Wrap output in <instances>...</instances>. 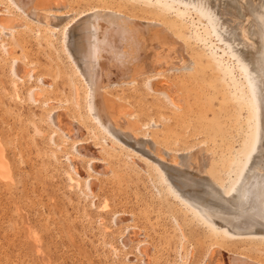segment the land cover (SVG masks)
<instances>
[{
  "label": "bare ground",
  "instance_id": "obj_1",
  "mask_svg": "<svg viewBox=\"0 0 264 264\" xmlns=\"http://www.w3.org/2000/svg\"><path fill=\"white\" fill-rule=\"evenodd\" d=\"M71 1L0 2V30L13 37L18 47L27 41L21 35L22 30L29 29L28 25L29 32L49 39L55 51H59L55 40L61 37L62 52L67 55L66 61L70 60L76 80L86 86L85 92L71 79L70 98L64 101V94L58 89L57 98L53 99L48 95L54 89L49 75L39 74L38 69L30 70L28 64L18 59L14 74L21 80L31 74L32 80L38 82L39 87H30L31 100L51 109V140L63 153L68 151V166L77 179L72 174L65 175L79 188L80 180L85 181L86 190L94 199L93 205L97 206L100 199H97L99 178L114 173L112 162L122 161L117 151L125 148L137 156L130 157V161L148 178L145 191L149 193V200L143 202L142 212L133 209L114 213L116 226L124 228V232L120 237L122 249L110 248L119 252L124 264H264V0H261L262 6L258 3L260 0H235L233 5L230 2L228 7L220 6L219 12L213 9L214 0H147L143 3L147 6L141 7L146 13L143 17L135 16L136 10H132L140 7L139 0H119L130 6L135 15L119 11L121 7L114 10L106 6L107 3L112 6L111 2L116 0H98L103 4L77 14ZM200 42L219 52L220 59L232 62L233 67L225 70V75L230 76L233 70L240 74L239 82L247 92L240 108L232 104V96H219L221 90L226 89L229 77L220 81L223 82L220 88L213 69L214 56L207 54L199 46ZM13 50L10 46L6 52L10 55ZM124 87L132 89L127 92ZM147 96L153 101L149 102ZM153 115L163 123L156 120L151 123L149 119ZM241 119L244 121L239 128L240 142H236L242 156L236 170L232 171L228 169L229 164L227 167L230 148L235 143L232 129L239 127ZM151 126L157 128L158 133L155 129L151 131ZM34 127L39 136L46 135L36 125ZM144 131L148 134L143 135ZM188 134L199 137L200 143L194 147L192 143V147L185 150L171 147L180 146L188 139ZM101 138L110 140L107 147L101 144ZM1 141L0 177L12 181L15 169L12 170L7 158L10 153L5 155L6 147ZM69 145L74 150L72 153ZM143 213L148 220L152 214L156 215L154 224L149 220L150 227L141 224Z\"/></svg>",
  "mask_w": 264,
  "mask_h": 264
},
{
  "label": "rangeland",
  "instance_id": "obj_2",
  "mask_svg": "<svg viewBox=\"0 0 264 264\" xmlns=\"http://www.w3.org/2000/svg\"><path fill=\"white\" fill-rule=\"evenodd\" d=\"M83 1L84 0H82V2H81V0H72L71 1L72 2V7L76 11L77 14H80L83 11L85 12L86 9L88 11V10L96 7L94 5L100 6V5L103 4V3L100 2L101 0L100 1L92 0L94 2L91 4L92 6L89 7L90 3L92 1L91 0H85L87 2V4L89 3L88 5L86 4V2H83ZM88 1H90V2H88ZM118 1L119 0L114 1L115 3L111 2V5L113 4L112 6H110V3H107L106 6L110 7V8L114 7L115 8V9L113 8L114 10H117V9L119 10V7H121L124 10L123 9L121 10V8H120L119 11H121V12L124 11L126 14L128 13L130 15L132 13H133L132 15H135V13H137L135 15L137 17H143V16L146 15V13L143 12L144 9L142 10V8L143 7L145 8L147 6V5L145 6L143 4L144 1H147V0H139V1H141L140 2L141 3L140 7L138 9H136L137 7H134L132 9V10H136L135 13L131 12L132 10H131V8H129L130 6H126V5L122 4V3H120V1L119 2ZM186 1L188 2L189 0H186ZM193 1H195V0H191V2H193ZM214 1L215 2H212V6H213L214 10H216V11L218 10L217 12H219L221 7L224 8V7L230 6V5H228L230 2H231L230 3L231 5L235 4L234 3L235 0H232V1L231 0H228V1L227 0H225V1L224 0L223 1L222 0H214ZM0 2H3L4 4H7L6 0H0ZM95 2H98V3H95ZM261 2L262 1L260 0L258 3H261ZM222 3H225L226 5L222 4ZM216 4L218 5V7H217ZM262 5L263 4L261 3V6ZM82 6H83V8H82ZM104 6H105V4H104ZM125 6H126V8H124ZM125 9H126L127 12L125 11ZM12 10L13 9H11V11ZM138 10L141 12V14H140V12H138ZM12 12H14V11H12ZM138 13H139L140 16H138ZM142 14H143V16H142ZM188 19L190 20V18H188ZM188 19H187V21H188ZM28 27H29L28 30L27 29L22 30L23 32H22L21 36L25 37L27 41L25 42V44H22L21 47H18L15 44V40H14L13 37L6 36V34H4L2 32V30H0V37H1L0 38V47H1V49H0V65L2 66V67L0 66V75H1L0 76V89H1L0 90V114H1L0 115V141L2 140L1 142H3L2 143L3 147H6L5 148V155H9V153H10L9 157H7V156L6 157L8 158L10 164L13 166V167H11L12 170L15 169L13 171V174L15 172V175H13V180L12 181L4 180V179H2L0 177V185L2 184L0 186V264H124L123 260H122V256L120 254H118L119 252H116V251L114 252V250H112L110 248V246H115V247H117V249H119V248L122 249L121 238H122V234H123L122 232H124L123 231L124 228L122 229V227L119 226V225L116 226L115 219L113 218L115 216L114 213L117 214V213H119L121 211H125V210H129L130 211V210H133V209H135L136 212H140V211L142 212V210L145 207L144 206L145 204L143 202H145L146 200H149V195H148L149 193L145 191V185H147V184L149 185L148 178H147V176L145 174L143 175L141 172H138V169L135 168L134 164H132V162L130 161V157H133V156L137 157V156L135 154L129 152L127 149L122 148V146H121L120 148L124 149L125 151L122 150V149H119L117 151V153H119L118 157L123 162L122 161L120 163L119 162L118 163L117 162H112L111 167H112L114 173L113 174H109L108 175L109 177L106 176V177L99 178L100 179L99 180L100 189H99V191L97 193L98 194L97 199H99V198L100 199H99V201L97 203V206L93 205L94 199H93V197L91 198L90 193L86 190L85 181L82 180L83 181L82 182L80 180V183L82 185L80 188L76 187L75 185H72L70 183V180L67 177L68 173L72 174L71 170H70V167L68 166L69 165V161H68V158H67V157H69L68 151H65V153H63L64 151L60 150V148L58 146H56L53 143V141L51 140V135L53 133V128L51 127L49 118H50V114H51L52 111H51V109H49V108H47L45 106L42 107V105H36L31 100V95H30L31 92H32L31 90L33 88L39 87L38 82L32 80V78L30 77L31 74L28 77H25L24 80H21L20 78L18 79L17 75L14 74V72H15L14 70L16 69V65H14L15 64V60L18 59V61L25 62L26 64H28L30 66V70H31V68H32V70H33V68L35 70L38 69L37 71H38L39 74L46 75V76L49 75L48 77H50L53 80V82H54V89H51L50 93L48 95H49V97H51L53 99L57 98L58 89L60 90L61 94L63 92L64 95L62 96V98H63L64 101L70 98V96H71L70 94L72 93V88H71V85H70L71 79H74L76 81V83L78 85H80L79 86L80 88L83 87L82 88L83 92L86 91V86L82 82H78L76 80V77L73 74L74 71H73V68L71 67L70 60L66 61L68 58H66L67 55L64 53V51L62 52V49H61V46H62L61 44L62 43H60L61 40H59L61 37L59 36L58 39L55 40L56 47L59 50V51H55V50H53V47L50 46L49 39L44 38L43 36L39 37L35 33L29 32V31H31V29H30L29 25H28ZM34 31H35V28H34ZM6 41L8 43H6ZM47 41H48L49 44L47 43ZM202 44L203 43L200 42L199 46L201 45L200 47L202 49L206 50V52H208L207 54L211 55V57L214 56L213 57L214 58L213 69H214V74L218 75L217 76L218 77L217 78L218 79L217 80L218 81L217 82L218 86H220V88H221V85H222L223 82H220V81H223V78H225V76L229 77V79L227 78L228 82L226 81L227 82V84L225 85L226 89L225 88L222 89L221 90L222 94L220 93L219 96L222 95L220 97H223V98L224 97L225 98H230L232 96L235 99L237 97L236 101L232 97L230 99H232V104L235 105L236 108H237V106L240 108V106H243L242 102H244V99L246 100V97H247V92H246L245 88H243V85L240 84V82H239L240 79H241V77H239L240 74L237 73V71L232 69L233 72L230 74V76L229 75H225L224 71L225 70L226 71L229 70V68L231 70V67H233V65H231L232 62H229L225 58H223V60L220 59L219 58L220 53L218 51H217L218 53H216L215 49H214L215 51L213 50V48L209 49V45L208 44H205V46H204V44L203 45ZM43 45H46L47 47L43 46ZM10 46L12 48H14V50H13V54L11 53L9 55L8 52H6V51H7L8 48H10ZM37 51H38V53H37ZM226 61H227V63H226ZM219 62H220V66H219ZM40 63H42V65H39ZM225 64L227 65L228 69L225 66ZM7 65H8V67H6ZM64 65L66 67H64ZM9 67H10V69H9ZM52 67H54V68H52ZM51 68L54 69V70H52ZM43 71H44V73H43ZM219 71H221V73ZM9 73H10V75H8ZM61 74L63 76H65V77H63ZM9 76H12V77H9ZM220 77H222V78H220ZM234 77L237 78V79H235ZM233 78H234V80H233ZM231 79H232V81H231ZM235 80H237V81H235ZM13 81H14V84H16V87H14ZM20 83H21V85H20ZM228 84H229V87L227 88ZM4 85H6V87ZM62 85H63V87H62ZM233 85H235V86H233ZM237 85H239L240 87L239 86L237 87ZM22 86H23V88H22ZM25 87L27 89H25ZM29 88H30V90H29ZM129 88L130 89H128V87H124V89H126L125 91H127V92L132 89L131 87H129ZM233 88H234V90H232ZM239 88L240 89L242 88V89L240 90ZM7 89L8 90L12 89V90L8 91ZM27 90H28V92H27ZM118 90L119 89H117L116 91H118ZM119 92L121 93L122 91L119 90ZM224 92H226V93H224ZM25 95H26L27 98L24 97ZM240 95H242V96L246 95V96H244L245 97L244 98V97H242ZM148 97L149 96H147L148 101L152 102L153 101L152 98L151 97L148 98ZM239 100H240V102H239ZM17 103L18 104L20 103V104L18 105ZM31 107H32V109H31ZM40 108L43 109V110L41 111ZM46 113H48V114H46ZM244 116H246V115L244 114ZM7 118H8V120H7ZM242 119H244V117H242ZM242 119H241V122L239 123L240 125L238 124L239 127L238 128L235 127V128L232 129L231 137H232V139H233V141L235 143L231 145V148H230L231 151L229 152V154H231V156L229 158L230 161H229V163L227 162V167L230 165V168L228 167V169L232 170V171L236 170V166H237L236 164L239 163V161L241 160L239 158H241V156H242V155L239 154V148H238V145H237L238 144L237 142H240V137H241L239 135V128L241 126H243V121L245 120V119L244 120H242ZM155 120L158 123L159 122L161 124L163 123V121H161V119L157 115H153L149 119V121L151 123H153V121H155ZM45 122H46V124H45ZM33 124L36 125L40 130H42V132H44L46 135H44V133H43V135H44L43 137L39 136L36 133L35 127H34ZM18 126H19V128H18ZM151 128H152L151 131H154V129H155L154 132L158 131V129L155 128L154 126H151ZM13 130L16 133L13 132ZM8 133H9V135H8ZM145 133H147V131H144L143 135ZM13 135H15V136H13ZM2 136H3V138H2ZM9 137L12 138L13 144L10 142L11 139H9ZM235 137H237V138L234 139ZM187 138L188 139L184 140L185 143L187 142L186 145H185V143L183 141V142H181L182 147H180L181 145L180 146L179 145L178 146L177 145H175V146L172 145L171 147L176 149V150H185V149L191 148L192 145L194 147V146H196V145H198L200 143V138L197 137V136H190L188 134ZM194 138H195V140H194ZM107 140L110 141L109 139L101 138L100 142H101L102 145L104 144L103 146L107 147L108 146L107 145V142H108ZM5 141L6 142L8 141V142L6 143ZM47 141H49V142H47ZM105 141H106V143H105ZM196 141H198V142H196ZM190 144H192V145H190ZM51 145H52V147H51ZM189 145H190V147H188ZM11 146H12V148H11ZM19 146L21 148H19ZM70 146L71 145H69L67 147H68V149H70L69 151L72 153V151H74V150ZM6 149H8V150H6ZM13 149H14V152H12ZM21 150H22L23 153L21 152ZM15 154H17V157L15 156ZM123 156H126V157H123ZM22 157L24 158L25 161L22 159ZM232 162H234V163H232ZM131 164H132V167H131ZM17 165H19V168H17L18 167ZM30 165H31V167H30ZM20 167H21V169H20ZM23 167H25L26 169L23 168ZM21 170H22L23 173L21 172ZM29 173L33 174V176H30ZM139 173H141V174H139ZM65 174H67V175H65ZM72 176H74V178L77 179L74 174H72ZM16 177H17V179H16ZM23 178H24V180H19V179H23ZM25 180H26V182H25ZM28 181L30 183H28ZM122 181H124V182H122ZM36 183H38V184H36ZM23 186H25V187H23ZM26 187H27V189H26ZM124 187H125V189H124ZM81 188L83 189L82 191H81ZM39 189H41L40 190L41 192L39 191ZM126 189H127V191H126ZM23 191H25V192H23ZM54 192H56V194ZM38 193H40V194H38ZM104 194H105V196H104ZM25 196H26V198H25ZM71 198H73V199H71ZM81 198L83 200H81ZM56 199H58V200H56ZM106 203H108L106 205L107 209H104L103 207L105 206ZM36 206H38L39 208H37ZM42 208L45 209V210H43ZM47 208L50 211L46 210ZM70 208H72V209H70ZM62 209H63V211H62ZM36 210H37V213H36ZM95 210H96V212H95ZM92 213H93V215H92ZM40 215H41V217H40ZM154 215L155 214H152L151 217L149 218V220L150 219L152 220V224H154L155 221H156V219H155L156 215L155 216ZM33 216L34 217L36 216V217L34 218ZM140 216H141V224H143L145 226L148 225L150 227L149 220L145 218L146 215L144 214V215H140ZM102 217L105 220V222L102 219ZM106 218H108V219H106ZM35 219H38V221L35 220ZM98 219H100V220H98ZM98 221H99V223H97ZM39 222H40V224H39ZM38 226H41L43 228L38 227ZM78 226H79V228H78ZM48 227H50V230L48 229ZM107 228H108V230H107ZM104 231H106V232L108 231V232L106 233ZM115 231H116V233H115ZM74 232H75V234H74ZM43 233H46L47 236H46V234H43ZM118 235H120V236H118ZM114 236H115V238H114ZM63 237H64V239H63ZM76 238H78V239H76ZM105 238H106V240H105ZM86 241H88V242H86ZM117 241H118V243H117ZM47 242H48V244H46ZM56 242H57V244H56ZM115 243H117L118 245L115 244ZM62 244L63 245L65 244V245L63 246ZM91 245H92V249H91ZM32 247H33V249H32ZM55 261H56V263H54Z\"/></svg>",
  "mask_w": 264,
  "mask_h": 264
}]
</instances>
